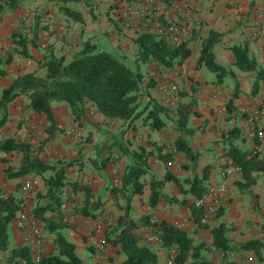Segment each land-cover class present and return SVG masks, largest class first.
<instances>
[{"label":"crops","instance_id":"obj_1","mask_svg":"<svg viewBox=\"0 0 264 264\" xmlns=\"http://www.w3.org/2000/svg\"><path fill=\"white\" fill-rule=\"evenodd\" d=\"M71 3H70V2ZM82 1L80 6L76 2ZM17 0L0 13V55L9 50L14 44L12 31L21 29L27 37L26 48L29 56L13 53L10 62L0 59V92L9 84L16 73L35 71L41 75L44 68H37V62L43 59L48 48L60 55L68 57L71 51L79 48L81 42L88 37L102 49L125 54L133 58L135 43L133 36L119 30L105 14L106 0ZM160 1V0H159ZM180 6L178 14L189 22V28L184 36L189 55L182 62L170 67H180L183 73L173 77L175 90L159 89L162 78V66L153 61L138 64L139 70L153 78L152 96L157 102L169 106V111L163 116L165 125L160 129H151L141 118L134 120V126L123 123V119H111L103 122L99 112L86 109V116L80 122L75 120L64 100L52 102V110L57 124L63 130L54 129L43 143L39 157L44 161L71 159L75 161L67 166L65 173L69 181L87 184L92 198L98 199L101 205L96 215H106L116 222L124 214L125 199L123 191L118 190L126 163L130 161L128 153L123 151L138 148L140 145L151 149L148 157V170L142 175L143 187L141 192H132L128 201L126 213L133 218L148 213L153 220H167L183 227L193 241L205 242L203 254L213 264H264V247L258 258L252 249H242L218 252L211 245V227L224 223L228 229L225 232L229 242L241 244L249 238L264 239V203L260 200L263 189L256 187L259 178L264 176L261 171H253L256 182L252 191L238 187V181L244 180L241 171L227 177L228 201L222 206L220 215L211 216L205 224H199L191 211L194 195L189 193L185 177L203 173L207 165L204 182L207 184L220 180V172L229 161H233L230 147L250 149L253 141V131L243 115L237 112L239 106H251L264 101V81L259 83L255 92L251 91L255 70H241L231 65L234 57L229 47L235 43L246 41L250 54L254 55L259 65L264 66V0H169ZM104 2V3H103ZM161 4L166 6L162 1ZM74 8L80 12L81 19H74L63 12L62 6ZM168 5V4H167ZM92 15H94L92 17ZM198 19V22L194 20ZM22 20L27 26L22 25ZM210 29L219 32L217 42L212 46L214 58L223 66L226 73L221 82L215 80V74L204 64L196 65L200 54L203 38ZM37 30V31H36ZM36 31V35L34 34ZM87 35V36H85ZM218 45L217 50L215 45ZM128 50L132 51L128 55ZM210 71L208 73L207 71ZM146 72V73H145ZM149 87V88H150ZM160 90V91H159ZM176 96L174 99L173 96ZM194 97L193 102L190 101ZM172 100H174L172 102ZM171 107V108H170ZM187 111V121L184 126L177 125V119L182 112ZM264 126V118L262 119ZM48 120L44 114H38L28 106L24 94L16 96L8 103V118L0 126V137H13L16 140L31 142L39 145L47 135L44 127ZM86 130V137L76 138ZM78 131V134L75 132ZM178 135L188 139L197 153L195 164L187 160L182 151H177L171 164L164 163L158 153L171 150L172 142ZM121 146V148L119 147ZM208 157L205 163H200V156ZM0 191L19 194V184L26 178L32 181V190L23 197L22 207L28 212L35 203L34 193L43 190L41 177L20 175L8 177L5 174L7 166L17 167L20 164L21 152L9 150L0 152ZM187 162L184 167L182 163ZM234 162V161H233ZM235 163V162H234ZM203 164V165H202ZM166 171L179 177L181 184L176 181H165L161 191L167 197L157 199L154 206L148 204L151 176L163 178ZM219 177V179L217 178ZM182 187L185 189L182 190ZM62 192L61 210L64 219L69 223L62 229L68 240L74 243L75 250L85 264H110L111 260L120 261L124 253L117 244L107 243L99 246L96 238L84 223V215L75 212L80 204L83 190H72L68 182ZM129 192V189L124 191ZM20 195V194H19ZM21 196V195H20ZM254 204L256 205L253 208ZM194 206V204H193ZM110 229V228H109ZM108 229V230H109ZM149 225H141L136 229L139 241L153 248L157 254L156 264H165L168 251L159 241H147L145 230ZM107 231V230H106ZM10 247L27 245L23 231L17 227L15 217L8 226ZM53 233L43 229L44 252L54 251ZM106 236V232H105ZM7 253L4 254V257ZM251 255L252 259H245ZM4 257L0 262H4ZM12 264V263H5Z\"/></svg>","mask_w":264,"mask_h":264},{"label":"trees","instance_id":"obj_2","mask_svg":"<svg viewBox=\"0 0 264 264\" xmlns=\"http://www.w3.org/2000/svg\"><path fill=\"white\" fill-rule=\"evenodd\" d=\"M17 0H0V13L9 5H14ZM66 1V0H64ZM75 1V0H74ZM87 3L86 0H83ZM125 0H112L106 6L105 14L119 30L129 32L133 36L135 43V53L133 61L127 63L125 55L115 54L107 49L100 48L97 43L87 39L83 40L78 49L71 51L66 57L64 54H56L53 49L48 48L43 59L37 62V68H44V72L39 75L35 71L16 73L8 85L0 92V126L8 118V103L16 96L24 94L28 99V106L38 114H44L48 124L44 127L47 135L41 143L33 148L31 142L16 140L13 137H0V152L15 150L22 153L20 164L17 167L7 166L5 174L8 177L20 175L39 176L42 179L44 188L34 193L35 203L30 214L40 222L41 231L53 233L54 251L47 252L41 257L39 264H85L75 250L73 242L68 240L62 229L69 224L62 215L61 203L64 185L70 183L72 190L80 188L83 190V197L80 204L74 210L86 216L96 215V210L101 205L98 199H93L87 184H79L77 181L67 179L65 169L74 163V159H57L54 161H43L39 157V152L43 143L51 135L54 129L63 130L57 124L56 117L52 110V102L64 100L78 122L86 116L87 106L90 105L94 111L99 112L103 117V122L111 119H123V123L133 127L134 120L141 118L142 122L151 129L164 127L163 116L168 112L169 106H164L154 98L143 101V89L153 85V80L149 78L143 81L144 74L139 70L138 64L153 61L154 64L162 67H170L174 63L182 62L190 53L186 40L183 39L178 45H174L166 35L154 33L153 31L133 32L122 26L120 18L117 17V10ZM164 4H169V0H160ZM62 10L74 19H81L80 12L66 5ZM94 15H92L93 17ZM37 31V30H36ZM36 31L34 34L36 35ZM14 44L11 48L0 55L4 62L12 60V54H22L29 56L27 51V37L21 29L11 33ZM219 32L210 29L203 38L200 54L196 65L204 64L209 70L214 72L215 80L221 82L222 76L226 73L223 66L219 65L214 58L212 46L219 39ZM234 57L231 65L241 70H255L254 81L251 91L255 92L259 83L264 81V66L259 65L254 55L250 54L246 41L235 43L229 47ZM146 92V93H147ZM153 97V96H152ZM194 97L190 101L193 102ZM187 111L182 112L177 119L178 126H184L187 121ZM163 115V116H162ZM172 148L164 153H158L164 163L174 160L177 151H182L187 160L195 164L197 151L190 145L188 139L178 135L173 139ZM121 148V146H119ZM130 156V161L126 163L122 173L121 183L118 190L123 191L125 199L124 214L120 215L116 222H113L110 229L106 231V238L109 243L117 244L124 253L120 261L111 260L110 264H156L157 254L151 246L139 241L136 229L141 225H149L158 236V241L162 247L169 252L176 248L177 253L172 258V264H213L203 254L202 248L206 247L205 242H194L193 237L178 224L167 220H153L148 213L140 217L129 216L128 201L132 192H141L143 187L142 175L148 170V157L152 153L151 149L139 146L138 148L126 150ZM230 153L235 163L240 164L241 173L244 180L238 181V187L242 190L252 191L251 186L256 182L253 171H261L264 176V155L252 153L251 149H236L230 147ZM4 156H0L3 159ZM184 167L187 162L182 163ZM207 165L203 168L201 176L192 174L183 180L188 182V191L194 197L206 189L204 182ZM176 181L181 184L179 177L166 171L163 178L157 179L151 176L149 180L150 192L148 193V204L154 206L157 199L164 197L167 200L174 199L167 197L161 191L165 181ZM19 184V188H20ZM129 189V192H124ZM184 188L182 187V190ZM185 190V189H184ZM22 196L19 194L7 193L0 196V260L4 257V262L0 264H19L18 259L22 258L26 264L30 261V251L27 245L10 247L8 226L14 218L17 208L23 204ZM191 211L199 224V213L191 203ZM222 213L220 207L215 216ZM228 227L224 223H219L211 227V245L218 252L240 251L242 249H252L258 258L261 256V247H264V239L249 238L241 244L235 245L229 242L225 235ZM164 264V263H163Z\"/></svg>","mask_w":264,"mask_h":264},{"label":"built area","instance_id":"obj_3","mask_svg":"<svg viewBox=\"0 0 264 264\" xmlns=\"http://www.w3.org/2000/svg\"><path fill=\"white\" fill-rule=\"evenodd\" d=\"M180 6L174 1L164 6L159 0H125L117 10V17L120 18L121 24L125 29H131L133 32L153 31L154 33L166 35L174 45H178L183 41L185 34L189 28V22L178 14ZM198 22L197 18H194ZM162 78L160 80L159 89L165 90L170 88L172 92L175 90L173 77L184 70L180 67H162ZM173 76V77H172ZM175 99L176 96L174 95ZM174 100H172L173 102ZM237 112L244 116L246 122L253 131V141L250 147L252 153L264 155V126L262 119L264 118V101H259L251 106H239ZM78 134V131L75 132ZM171 164V161L168 162ZM241 171L240 164L229 161L220 172V180L210 182L206 189L193 199V204L199 213V221L204 223L215 215L220 207L228 201V183L227 177L236 172ZM19 194L23 197L27 196L32 190V181L26 178L22 181ZM6 193L0 191V196ZM16 225L23 231L24 239L28 242L30 251V261L32 264H39L41 257L44 255L43 237L40 222L32 216L30 212L22 206L17 208L15 213ZM84 223L92 232V236L96 238L99 246L107 243L105 236L113 219L106 215H97L95 217H84ZM149 241H158L155 233L147 234ZM165 264H172V258L177 253L174 247L168 252ZM252 256L247 255L246 260ZM19 264H26L22 258L18 259Z\"/></svg>","mask_w":264,"mask_h":264},{"label":"rangeland","instance_id":"obj_4","mask_svg":"<svg viewBox=\"0 0 264 264\" xmlns=\"http://www.w3.org/2000/svg\"><path fill=\"white\" fill-rule=\"evenodd\" d=\"M112 0H106V6L108 5V3L109 2H111ZM70 2V1H69ZM76 2V1H75ZM82 1H78V2H76L77 4L76 5H78V7L81 5L80 3H81ZM71 3V2H70ZM104 3V2H103ZM22 25H24V27H25V25L27 26V24L25 23V21H23L22 20ZM122 32H123V34L124 33H128V35H131V34H129V32H124V30H122ZM85 36H87V35H85ZM217 47H218V45L216 44L215 45V49L217 50ZM111 52H113V53H119V52H117V50H115V51H111ZM132 54V51L131 50H128V55H131ZM125 55V54H124ZM132 57H134V56H132ZM125 59H126V61H127V63L129 64V63H131L132 61H133V58L131 59V58H128V57H126V55H125ZM208 73H210V71L208 70L207 71ZM146 73V72H145ZM149 78H151V79H153L152 77H151V75H149V74H147L146 73V75H144V77L142 78L143 79V81H147ZM152 87V86H151ZM151 87L150 88H148V91H150V92H147V89H143V101H147V99L150 97V98H154V96L152 97V92H151ZM153 88H154V90L156 89V85L154 86V83H153ZM168 89V88H167ZM160 91V90H159ZM147 92V93H146ZM155 100H157L156 99V97L154 98ZM87 108L90 110V107H89V105L87 106ZM92 108V107H91ZM171 108V107H170ZM91 111V110H90ZM168 111H169V109H168ZM92 112H95L94 111V109L92 108ZM163 116V115H162ZM99 120H103V119H99ZM86 130L85 131H83V133H81V134H78V135H76L77 137L76 138H78V139H83L84 140V137H86ZM33 146V148H35V147H37L38 146V144L37 145H32ZM208 160V157H206V156H204V157H202V155L200 156V163H205L206 161ZM203 165V164H202ZM217 178L219 179V177L217 176ZM256 187H258V188H261V189H263L262 191H264V182H263V179L262 178H259V181H258V185L256 186ZM245 191H247V189H245ZM248 192V191H247ZM261 198H260V200H263L262 201V203H264V198H263V195H262V193H261ZM255 204H254V206H253V208H255ZM113 222H114V220H113ZM149 233H154L153 232V229L151 228V229H147V230H145V239L147 240V241H149L148 239H147V234H149ZM199 242V241H198ZM167 254H169V253H167ZM226 258H228L227 256H225ZM226 258H224V259H226ZM252 258H254V257H251L250 259H252ZM249 260V259H248ZM247 260V261H248ZM252 263V262H251ZM251 263H247V264H251ZM182 264H187V261H185L184 263H182Z\"/></svg>","mask_w":264,"mask_h":264}]
</instances>
